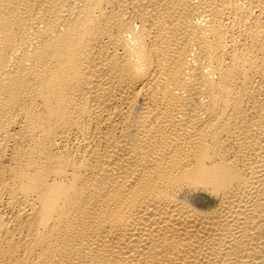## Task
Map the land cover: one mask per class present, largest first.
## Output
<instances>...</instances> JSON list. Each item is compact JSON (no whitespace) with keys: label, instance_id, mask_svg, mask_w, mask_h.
<instances>
[{"label":"bare ground","instance_id":"bare-ground-1","mask_svg":"<svg viewBox=\"0 0 264 264\" xmlns=\"http://www.w3.org/2000/svg\"><path fill=\"white\" fill-rule=\"evenodd\" d=\"M0 264H264V0H0Z\"/></svg>","mask_w":264,"mask_h":264}]
</instances>
